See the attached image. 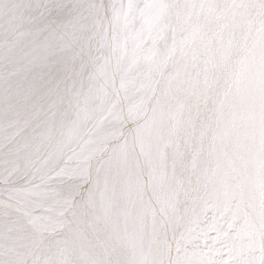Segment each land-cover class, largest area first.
<instances>
[{"label": "snow or ice", "instance_id": "snow-or-ice-1", "mask_svg": "<svg viewBox=\"0 0 264 264\" xmlns=\"http://www.w3.org/2000/svg\"><path fill=\"white\" fill-rule=\"evenodd\" d=\"M0 264H264V0H0Z\"/></svg>", "mask_w": 264, "mask_h": 264}]
</instances>
